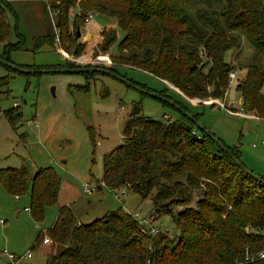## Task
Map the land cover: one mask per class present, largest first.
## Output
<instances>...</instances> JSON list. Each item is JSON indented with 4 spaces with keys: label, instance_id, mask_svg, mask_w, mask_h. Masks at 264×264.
Segmentation results:
<instances>
[{
    "label": "trees",
    "instance_id": "1",
    "mask_svg": "<svg viewBox=\"0 0 264 264\" xmlns=\"http://www.w3.org/2000/svg\"><path fill=\"white\" fill-rule=\"evenodd\" d=\"M45 3L56 13V31L32 37L29 50L36 52L45 44L53 46L57 40L60 48L74 56L65 58L60 66L109 68L131 83L173 100L197 121H201L203 113L192 106H214L207 103L223 99L230 90L228 74L236 72L237 65L225 60L227 53L232 51L233 59L240 58L245 41L264 48V0H45ZM74 7H78V12L72 20L74 32L70 33L68 21ZM8 10H11L9 2L0 0V57L10 61L9 53L24 49L26 39L17 25L12 31ZM92 13L114 18L123 31L117 54L110 55L109 65L97 61L96 55L106 53L117 40L113 27L99 28L91 23L84 42L76 37L77 29L80 32ZM91 27L95 30L91 31ZM13 32L21 40L13 42ZM88 54L95 56L92 61L80 60ZM244 68L245 76L235 80L241 108L247 114L264 118V61L253 58ZM136 70L154 76L164 88L151 89L135 80L129 72ZM93 73L96 72L84 75ZM9 78L10 75H5L0 80L7 85ZM74 87L88 91L90 85L87 81ZM161 102L173 108L178 116L173 119L169 116L166 121L143 115L129 118L122 129V143L102 158L101 180L107 189L126 187L142 199L150 198L157 214L170 212L172 205L181 206L173 219L179 234L173 241L166 232L145 234L132 214L120 207L83 223L70 204H61L46 230L51 246L44 264H236L245 249L253 254L264 246L262 235L245 230L264 226V184L245 174L186 115ZM3 115L14 130L17 124H22L19 105L3 111ZM19 135L24 141L25 135ZM221 142L239 160L238 146ZM61 183L50 165L34 172L25 164L0 168L3 189L14 197L29 198L27 209L37 222L44 220L47 207L57 204ZM44 234V231L37 234L33 249L37 243L41 244ZM248 264H264V260L255 259Z\"/></svg>",
    "mask_w": 264,
    "mask_h": 264
},
{
    "label": "rangeland",
    "instance_id": "2",
    "mask_svg": "<svg viewBox=\"0 0 264 264\" xmlns=\"http://www.w3.org/2000/svg\"><path fill=\"white\" fill-rule=\"evenodd\" d=\"M7 1L11 8L7 12L8 23L12 31L17 25L18 32L26 39L24 49L12 50L9 53L11 63L40 69L48 65L63 64L65 57L67 59L74 57L60 48L57 40L53 46L45 44L36 52L29 50L32 37L39 34H54L56 31V13L46 5L45 0ZM77 12L78 7L70 11L69 26L72 25ZM89 21L81 27V42L88 38L87 30L91 23L99 28L113 27L117 32V40L109 50L106 53L98 52L96 55L97 61L107 62L109 65L110 55L117 54L123 31L114 18L104 14L92 13ZM92 30L95 28L91 27ZM69 32H74L72 26ZM15 34L13 32L12 41L21 40ZM92 37L95 43L94 33ZM243 47L244 51L240 58L233 59L232 51L225 56L228 63L233 62L237 65L236 79L245 76L244 67L253 58L264 61V48H256L246 41ZM1 49L2 44L0 51ZM94 57L88 54L80 60L90 62ZM5 75H10V78L7 85L4 84V80H0V168L26 165L27 160L35 169L37 165L46 164L53 166L62 183L57 204L45 209V218L41 222L35 221L30 212L24 210L29 206V198L26 196L15 198L0 184V264H13L8 254L23 256L28 252H32V256L26 259L29 264H44L45 254L51 246L50 242L46 245L37 243L34 249L32 245L38 233L41 231L46 233L56 217L58 206L65 202L71 203L73 212L82 222H90L118 207L129 213L138 212L140 216L148 217L152 225L158 226L161 232H166L168 239L173 241L179 234L173 219L178 211L182 210L181 206L172 205L169 208L170 212L161 211L157 214L152 209L150 198L142 199L130 189H126L124 195H120L122 202L105 187L93 188L91 194L84 192L85 184L96 185L102 181V158L115 145L122 143V129L131 118L129 113L134 105L140 107L137 115L164 121L167 120L164 115L172 119L178 116L173 108L154 97L143 95L106 73L88 75L91 79L95 77L94 81L89 82L88 92L74 87L86 83V76L82 73L23 75L7 70L0 64V77ZM129 75L147 84L151 89L164 88L162 82L148 73L136 70L129 72ZM235 85L234 81L224 96L226 101L235 99V108L239 109L240 96ZM262 91L264 94V86ZM13 102L18 103L23 119L22 124H17L16 130L9 125L3 115V111L13 107ZM192 107L194 110L202 111L203 115L199 122L216 138L229 146H238L239 160L245 168L264 178V118L240 116L215 105ZM19 134L25 135L24 141ZM35 169L30 168L31 171ZM190 205H194V200Z\"/></svg>",
    "mask_w": 264,
    "mask_h": 264
},
{
    "label": "built area",
    "instance_id": "3",
    "mask_svg": "<svg viewBox=\"0 0 264 264\" xmlns=\"http://www.w3.org/2000/svg\"><path fill=\"white\" fill-rule=\"evenodd\" d=\"M91 17H92L91 14L88 15L86 20L90 19ZM235 79H236L235 72L234 71L230 72L228 74V80H229L230 86H232ZM225 99H226V96L224 97V99H216V100L212 99L207 104H214L215 106H218L219 108L224 109L227 112H230V113L234 112L235 114H238L240 116H249V114L243 112V110L241 108V100L240 99H239V105H240L239 109L235 108V103H236L235 99H233L232 101H230V100L226 101ZM13 103H14V106L18 105V103H16V102H13ZM164 118L168 119V116L166 115V116H164ZM254 146H255V144H254ZM99 187H105L106 188L103 181L97 183L96 185L88 183V184H85L84 192L91 194L93 188H99ZM107 190H109L111 193H113V195L115 196V198L118 201L122 202L120 195L121 196L124 195L126 187L120 188L118 190H113V189L108 188ZM26 210L28 211L27 208H26ZM131 214H132L133 219L136 222L137 227L143 233L148 234L150 236H155L161 232V229L158 226L156 227L150 223V220L148 217H142V216H140V213H138V212L131 213ZM245 230L247 233L259 234V235H262L264 237V226L261 229H258L256 227H253V228L252 227H246ZM49 242H50V238L45 233L44 237L42 238L41 244L46 245ZM31 256H32V252H28V253L24 254L23 256H16L15 254L14 255L8 254V258L10 259L11 262H13V264H29V262H27L26 259L30 258ZM21 259H23V261H22L23 263L20 261ZM255 259L264 260V246H262L258 251H256L253 254H250L248 252V249H245L243 252V257L241 259H239L236 262V264H248V263L254 262Z\"/></svg>",
    "mask_w": 264,
    "mask_h": 264
},
{
    "label": "water",
    "instance_id": "4",
    "mask_svg": "<svg viewBox=\"0 0 264 264\" xmlns=\"http://www.w3.org/2000/svg\"><path fill=\"white\" fill-rule=\"evenodd\" d=\"M76 37H80V32L77 29L76 32ZM0 64L9 67L11 69H13L14 71H17L21 74H40V73H56V72H65V73H82V74H88V72H96V73H106L108 75H111L112 77L116 78L119 81H122L123 83L127 84L128 86L132 87L133 89H135L136 91L138 90L139 92H141L142 94L148 95L149 97H154L157 99H160L161 101L167 103L168 105L170 104L171 106H173L177 111H179L181 114H183L184 116L186 115L191 121H193L196 125V128L199 129L201 132L203 131L205 134H207L210 139L216 144L219 145V147H221L225 152H227L231 159L234 160L236 162V164L244 171L245 174L252 176L253 178H255L256 180L262 182L264 184V179H262L261 177H259L258 175H255L252 171L250 172L247 168H245L243 166V164L241 163L240 160H238L235 156H232L228 150V148L221 142V140L219 138H216L213 133H211L209 131V129H207L202 123H200L199 121H197L192 115L191 113H189L188 111L182 109L179 105H177L173 100L165 98L159 94H157L155 91H149L145 88H142L140 85L138 84H133L130 81H128L125 77L118 75L117 73L111 71L109 68H102V67H95V66H88V68L85 67H72V69L70 68H66V67H56V68H40V69H29V68H22L20 66H17L13 63H11L9 60L7 61L6 59H3L0 57ZM54 89V88H52ZM140 110L139 105H134L132 110L130 111L129 115L130 117H135L137 116L138 112ZM26 166H29V168H32V166L30 165V161H26Z\"/></svg>",
    "mask_w": 264,
    "mask_h": 264
},
{
    "label": "crops",
    "instance_id": "5",
    "mask_svg": "<svg viewBox=\"0 0 264 264\" xmlns=\"http://www.w3.org/2000/svg\"><path fill=\"white\" fill-rule=\"evenodd\" d=\"M91 18H92V17H91ZM91 18H90V19H91ZM90 19L86 20V23H87V22H90V21H89ZM62 54H63V53H62ZM64 57H65V55H64ZM65 58H66V57H65ZM57 65H60V64L58 63V64H56V65H48V66H46L45 68H54V67H56ZM29 67H30V66H29ZM235 74H236V72H235ZM236 76H237V75H236ZM94 79H95V77H94ZM94 79H91V77L88 76V77H86V82H87V81H88V82L94 81ZM85 92H88V91H85ZM262 92H263V91H262ZM249 116H250V117H254V115H251V114H249ZM249 116H247V117H249ZM168 117H169V116H168ZM22 165H23V164H22ZM43 166H46V164H45V165L43 164ZM43 166H39V165H37V166H36V167H37L36 169L41 168V167H43ZM32 169H35V168L32 167ZM36 169H35V170H36ZM35 170H33V171L30 170V171H31V172H34ZM15 198H17V197H15ZM18 198H19V197H18ZM64 204H70V205H71V203H66V202H65ZM24 210L27 211L26 208H24ZM103 215H104V214H103ZM54 220H55V219H54ZM79 221H80V220H79ZM80 222H82V221H80ZM83 223H84V222H83Z\"/></svg>",
    "mask_w": 264,
    "mask_h": 264
}]
</instances>
